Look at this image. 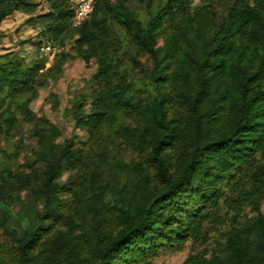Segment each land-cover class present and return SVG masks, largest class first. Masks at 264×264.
Instances as JSON below:
<instances>
[{
    "label": "trees",
    "instance_id": "obj_1",
    "mask_svg": "<svg viewBox=\"0 0 264 264\" xmlns=\"http://www.w3.org/2000/svg\"><path fill=\"white\" fill-rule=\"evenodd\" d=\"M125 1L95 0L73 30L75 56L96 63L68 110L86 142H60V129L28 108L55 76L46 61L0 54V140L19 122L12 107L37 139L29 171L0 177V264H152L197 240L221 207L236 213L244 206L256 214H233L221 246L183 264H264V3L239 1L212 30L204 12L188 15L191 0L149 3L147 20ZM46 2L42 36L63 46L69 0ZM37 5L0 0V25ZM110 20L126 44L110 37ZM63 173L69 178L59 184ZM21 190L42 201L46 226L20 235L7 225Z\"/></svg>",
    "mask_w": 264,
    "mask_h": 264
},
{
    "label": "rangeland",
    "instance_id": "obj_2",
    "mask_svg": "<svg viewBox=\"0 0 264 264\" xmlns=\"http://www.w3.org/2000/svg\"><path fill=\"white\" fill-rule=\"evenodd\" d=\"M37 7L33 13L15 11L4 19L0 25V54L12 53L21 58L25 63H30L36 58L46 61V68H52L53 78L47 77L46 85L38 89L35 99L29 103V110L35 116L44 115L61 131V141L69 140L72 144L78 145L86 142L87 134L75 127L74 121L68 114L73 101L80 92H84V87L88 80L96 72V63L91 60L89 63L77 58L74 53L75 39L77 34L75 27L70 22L71 31L67 32L63 46L59 43L47 41L42 36L43 19L38 18L48 12L49 5L46 0H35ZM241 0H191L187 5L188 15L194 16L196 13L204 12L210 20L212 30L218 29L227 15L230 7ZM115 4L118 0H112ZM251 7L258 3L254 0H243ZM154 8L156 0H126L125 4L141 20H147L148 4ZM264 3V0H262ZM72 32V33H71ZM110 37L118 40L121 44L128 42L123 28L114 20L109 21ZM46 43L56 47V52L47 57L38 52L39 44ZM158 45H163V38L159 37ZM64 54L68 55L67 58ZM139 60L147 68L151 63L147 56L140 55ZM58 74H55L57 70ZM86 112L90 110V101L85 105ZM12 114L18 118L17 127L7 139L0 140V177L9 171L11 173L28 172L29 165L34 159V152L37 150V139L33 136L27 119L21 113V108L12 107ZM118 148L125 159L130 157L129 151L123 143L116 141ZM69 178L68 173H63L57 180L59 184L65 183ZM124 180L125 177L122 176ZM264 211V204L260 206ZM12 216L8 221V230L22 234L25 229L46 226L40 222L43 214V203L31 190H21L15 193V200L11 207ZM235 214L236 219L254 216L255 211L251 206H244L238 212L228 211L226 207H221L216 218L204 223L202 235L195 241H188L186 246L176 252L160 253L153 259L152 264H183L190 254L210 252L217 250L225 237V232L229 227V218ZM7 246L10 247L13 241L8 237Z\"/></svg>",
    "mask_w": 264,
    "mask_h": 264
},
{
    "label": "built area",
    "instance_id": "obj_3",
    "mask_svg": "<svg viewBox=\"0 0 264 264\" xmlns=\"http://www.w3.org/2000/svg\"><path fill=\"white\" fill-rule=\"evenodd\" d=\"M69 3L72 10L70 22L73 27H77L92 13L95 0H69ZM38 52L41 56L46 55L50 57L56 52V47L41 43L38 47Z\"/></svg>",
    "mask_w": 264,
    "mask_h": 264
}]
</instances>
